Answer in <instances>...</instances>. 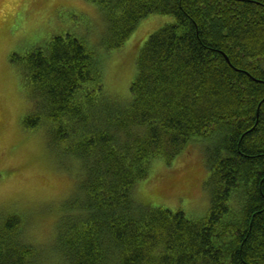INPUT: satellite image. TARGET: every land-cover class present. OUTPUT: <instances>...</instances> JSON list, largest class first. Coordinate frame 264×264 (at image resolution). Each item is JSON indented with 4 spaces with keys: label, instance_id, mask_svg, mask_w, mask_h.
<instances>
[{
    "label": "trees",
    "instance_id": "1",
    "mask_svg": "<svg viewBox=\"0 0 264 264\" xmlns=\"http://www.w3.org/2000/svg\"><path fill=\"white\" fill-rule=\"evenodd\" d=\"M84 1L102 21L92 17L86 36L100 44L65 32L12 59L33 101L23 127L47 130L81 173L48 255L56 264H264V0ZM153 16L170 21L140 50L129 97L115 98L107 58ZM199 145L205 217L137 202L157 161L186 160ZM27 218L0 217V264H45Z\"/></svg>",
    "mask_w": 264,
    "mask_h": 264
},
{
    "label": "rangeland",
    "instance_id": "2",
    "mask_svg": "<svg viewBox=\"0 0 264 264\" xmlns=\"http://www.w3.org/2000/svg\"><path fill=\"white\" fill-rule=\"evenodd\" d=\"M96 11L84 0H0V217L30 216L26 238L44 250L45 264H56L54 254L48 255L54 252L49 246L57 237L64 208L78 190L80 169L51 148L47 130L23 127L33 101L22 87L20 66L12 59L65 32L88 40L92 17L101 27ZM168 21L164 16L148 18L122 49L108 54L105 77L115 98L129 97L140 50ZM89 40L101 43V39ZM203 146L195 147L186 160L182 154L171 165L157 161L150 178L140 184L137 202L183 211L196 219L205 217L211 198L203 184L208 177Z\"/></svg>",
    "mask_w": 264,
    "mask_h": 264
}]
</instances>
